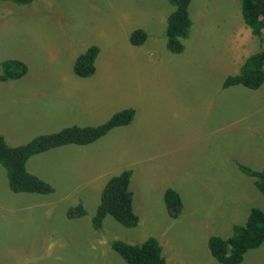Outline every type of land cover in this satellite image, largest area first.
Here are the masks:
<instances>
[{
	"label": "rangeland",
	"instance_id": "1",
	"mask_svg": "<svg viewBox=\"0 0 264 264\" xmlns=\"http://www.w3.org/2000/svg\"><path fill=\"white\" fill-rule=\"evenodd\" d=\"M171 11L166 0L0 1V61L28 68L23 78L0 82L5 141L22 145L135 110L130 124L91 144L31 156L26 169L52 193L11 192L0 166V264H126L111 241L140 245L149 237L168 264H219L208 238H228L252 207L264 211L255 179L238 169L264 172V83L221 88L264 42L244 24L240 0H191L184 50L172 54L164 36ZM135 29L147 34L141 46L129 43ZM90 46L99 49L95 72L77 78L68 63ZM126 169L138 225L107 216L94 230L102 188ZM167 189L182 201L176 219L164 204ZM78 204L86 214L68 218ZM240 264H264V243Z\"/></svg>",
	"mask_w": 264,
	"mask_h": 264
},
{
	"label": "trees",
	"instance_id": "2",
	"mask_svg": "<svg viewBox=\"0 0 264 264\" xmlns=\"http://www.w3.org/2000/svg\"><path fill=\"white\" fill-rule=\"evenodd\" d=\"M15 5H29L34 0H0ZM172 11L165 23V48L172 54H180L184 50L182 40L189 35L191 19L189 5L191 0H166ZM241 15L244 24L251 34L264 42V0H240ZM147 39L142 29H135L129 36L132 46H141ZM97 46H90L76 57L73 73L81 78L90 77L95 72L94 60L98 53ZM3 70L0 81L18 79L27 72V66L18 60L0 61ZM264 83V49L249 56L235 75L227 76L221 84L222 89L241 85L249 90H256ZM135 115L132 108L122 109L114 113L104 123L94 127L71 126L50 134L38 135L26 144L9 146L0 135V166L6 172L8 187L14 193L49 194L52 188L43 180L26 170V163L31 156L43 153L64 145L84 146L91 144L107 134L110 130L130 124ZM238 169L247 177L254 178V186L261 193L264 202V172L255 171L238 165ZM132 171H121L110 177L101 191L100 202L91 218L94 230L100 229L105 217H112L125 228L138 225V217L132 206V193L129 191ZM164 204L170 218L176 219L182 211L179 194L167 189L163 194ZM86 214L78 204L67 211L68 218L81 217ZM264 243V211L257 207L249 210L243 225H234L231 235L224 239L210 236L207 248L210 255L219 264H240L245 254L259 248ZM126 264H168L162 247L154 237H149L140 245H131L121 240L110 243Z\"/></svg>",
	"mask_w": 264,
	"mask_h": 264
},
{
	"label": "crops",
	"instance_id": "3",
	"mask_svg": "<svg viewBox=\"0 0 264 264\" xmlns=\"http://www.w3.org/2000/svg\"><path fill=\"white\" fill-rule=\"evenodd\" d=\"M13 5H15V4H13ZM16 6H24V5H16ZM9 32H11L10 30H9ZM63 45H67L68 47H69V44L70 43H62ZM77 57V56H76ZM76 57L71 61V62H69L68 63V68H70L71 67V69H72V67H73V63H74V60L76 59ZM4 60H6V59H4ZM49 61H55V60H58L57 58H54V59H48ZM3 61V60H2ZM64 63V62H63ZM48 65H50L49 63L48 64H46V66L48 67ZM241 67V66H240ZM240 67H239V69H240ZM237 71H239V70H237ZM72 72H73V70H72ZM238 73V72H237ZM67 74V72L65 73V75ZM74 74V73H73ZM75 75V74H74ZM76 76V75H75ZM20 78H23V76H21ZM20 78H18V79H20ZM60 78H61V80L64 78V76H60ZM77 78H81V77H78L77 76ZM81 79H83V78H81ZM10 80V79H9ZM13 80H17V79H13ZM74 80H76V79H74ZM8 81V80H7ZM1 82V81H0ZM3 82H6V81H3ZM74 82V81H73ZM80 82H82V80L80 81ZM73 88H75V89H77V87H84V85H81V86H78V84H76V85H74V86H72ZM135 111V110H134ZM78 127V126H77ZM48 134H50V133H48ZM43 135V134H42ZM8 140L6 139V142H7ZM9 143H7L8 145L10 144V145H12V146H18V145H20V144H16V143H10V141H8ZM9 145V146H10ZM30 159V158H29ZM28 159V160H29ZM30 161V160H29ZM28 161V162H29ZM27 170V172L28 173H30L29 171H28V169H26ZM32 173H30V174H32V175H34V172H33V170H30ZM7 177V176H6ZM39 178V177H38ZM8 182V181H7ZM46 183V182H45ZM7 186H8V183H7ZM50 186V185H49ZM51 188H52V192H53V186H50ZM10 190V189H9ZM14 193V192H13ZM17 194V193H16ZM20 194H27V193H20Z\"/></svg>",
	"mask_w": 264,
	"mask_h": 264
}]
</instances>
